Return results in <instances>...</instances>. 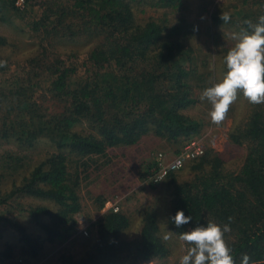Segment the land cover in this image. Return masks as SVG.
<instances>
[{
	"label": "trees",
	"instance_id": "16d2710c",
	"mask_svg": "<svg viewBox=\"0 0 264 264\" xmlns=\"http://www.w3.org/2000/svg\"><path fill=\"white\" fill-rule=\"evenodd\" d=\"M14 1L0 0L1 15L13 9ZM131 1L74 0L68 7L45 2V11L31 23L29 31L71 42L82 37L100 39L81 65L87 66L85 76L76 78L78 67L65 59L55 58L49 63L51 53L42 48L29 61L32 67L27 74L34 70L30 76L34 82L24 84L27 74L22 78L12 76L13 83L0 90V139L12 140L21 152L34 149L43 139L55 149L24 175L18 186L15 184V190L0 196V205L19 197L53 203L55 209L36 206L28 212L50 244L67 242L76 233L74 217L81 210L80 183L78 168L69 164L104 155L109 148L137 146L149 134L174 145L190 142L202 129V121L190 114L198 102L196 92L204 86L200 84L203 77L197 70V56L187 45L184 19L182 26H167L153 18L138 24ZM145 5L174 10L183 2L155 0ZM239 5L252 13L243 11V29H247L245 21L255 24L264 15V0H240ZM67 19L71 23L66 24ZM74 19L80 25L75 26ZM210 19L212 28L225 25L220 17ZM1 20H5L4 15ZM229 49L221 56L224 73V57ZM12 79L0 78V84ZM48 95L64 103L61 113L45 114L43 103ZM83 124L87 132L76 129ZM230 137L235 145L246 148L237 172L224 171L219 157L205 152L189 164L192 179L181 178L179 172L166 177L170 180L167 228L179 238L180 233L206 226L209 220L221 227L228 224L231 231L224 234V239L236 264H241L245 254L251 258L250 264H264V103L254 104ZM6 155V170L16 172L24 158L15 153ZM83 167L86 169V164ZM177 211H183L191 221L176 227L171 218ZM141 214L137 240L123 239L131 224L130 215L109 211L99 220L97 238L85 256L75 259L62 255L59 264H147L167 259L170 248L162 239L154 212L146 209ZM12 227L20 235L25 255L37 257L42 247L39 240L18 223ZM0 256L8 258L9 251Z\"/></svg>",
	"mask_w": 264,
	"mask_h": 264
},
{
	"label": "rangeland",
	"instance_id": "374dc122",
	"mask_svg": "<svg viewBox=\"0 0 264 264\" xmlns=\"http://www.w3.org/2000/svg\"><path fill=\"white\" fill-rule=\"evenodd\" d=\"M239 1L182 0V7L173 10L145 5V2L152 4L155 0H134L131 1V10L138 24L153 18L167 26H182V19H184L183 28L189 38L187 45L193 49L197 56V70L203 77L200 84L206 89L219 82L224 76L221 61L223 51L232 48L236 43L232 39V33L244 30L243 11L247 15L251 13L247 7L242 8ZM45 2H59L62 6L68 7L73 5L74 0H25L21 7H16L13 2L12 7L15 11L10 8L2 15L0 13V41L1 39L4 41L0 45V62L3 63L0 69H4L0 70V78L12 79V76L18 78L25 76L32 67L29 61L38 55L42 48L48 49L51 53L49 63L55 58L65 59L67 64L72 63L78 67L76 78L85 76L87 66L83 68L81 65L85 62L90 50L100 43V39L89 40L82 37L74 38L71 42L67 38L63 39L64 41L61 38H55L56 36L53 34L46 38L41 32L29 31L31 23L45 11ZM232 6H236L237 9H232ZM225 12L231 17L229 22L224 23L222 28H212L211 16L221 17ZM3 15L5 20L2 21ZM250 19L253 18L250 17ZM74 20L72 23L75 26L80 25L77 19ZM67 23H71L69 19H67ZM189 26H193V29L190 30ZM71 54H74L77 59L68 57ZM33 72L34 70H30L25 76V85H31L34 82L30 77ZM13 81L12 79L8 83L0 84V90L2 88L6 90ZM204 89H198L196 92L198 102L190 113L196 117L195 119L202 121V129L191 139L202 144L206 154H216L223 164L224 171L237 172L243 164L246 148L245 145H235L230 135L235 127L242 123L254 104L249 103L244 96L240 95L241 93H238L237 100L230 105L225 120L217 126L211 122L209 115L211 104L206 99L203 101L200 99ZM43 106L47 109L45 114H59L63 111L64 103L53 101L48 95ZM76 129L87 132L86 124L80 125ZM186 143L183 141L175 145L169 144L165 140L149 134L137 146L109 148L104 155L95 156L91 160L85 158L77 165L69 164L74 169L78 168L81 210L74 217L76 233L67 242L60 244L46 242V236L33 223L28 214L29 210L36 206L55 209L56 206L53 203L24 197L9 199L7 204L0 205V253L9 251L8 258L0 256V260H2L0 264H59V258L62 255L72 256L75 259L83 258L97 238L99 220L102 215L111 210L110 206L114 205L118 206L120 212L130 215L131 224L124 233V240L138 239L142 220L141 213L146 209L154 212L160 234L163 236L169 231L167 214L170 198L167 184L170 180L165 178L160 183H151V176L156 167L164 166L177 156ZM54 151L55 149L45 139L27 152H21L18 145L12 140L0 139V196L15 190V184L18 186L24 175H27L30 170L38 166ZM6 153H15L24 158L19 162L18 170L14 173L6 170V163L3 162L6 160ZM159 155L162 156L161 159ZM190 162L189 156H185L186 164L183 170L177 173L183 179L193 178L194 174L189 171ZM1 163L3 164L2 168ZM79 164H86L87 168L85 169L83 165ZM155 164L156 167H154ZM148 169V173H145ZM99 203L102 204V208H99ZM13 223H18L28 235L39 240L42 247L37 257L31 258L25 255L24 244L20 241L19 233L12 227ZM166 242L170 248V256L165 260H154L147 264H179L180 258L186 254L187 245L173 234L171 239Z\"/></svg>",
	"mask_w": 264,
	"mask_h": 264
},
{
	"label": "clouds",
	"instance_id": "9594fccd",
	"mask_svg": "<svg viewBox=\"0 0 264 264\" xmlns=\"http://www.w3.org/2000/svg\"><path fill=\"white\" fill-rule=\"evenodd\" d=\"M221 20L225 23L231 19L228 13H222ZM247 29L232 33L236 41L224 57L227 71L222 79L211 87L204 89L200 99L211 104L209 113L211 122L219 126L226 118L230 105L242 92L251 104L264 103V15L253 24L245 21ZM0 66L3 63L0 62ZM176 227L191 221L183 211H177L171 218ZM231 220V217L229 218ZM231 231L228 224L221 227L209 220L206 226H197L189 231L180 233L179 239L187 245L186 254L179 264H236L231 255L232 249L224 239V234ZM172 232H166L162 239H171ZM250 257L242 256L241 264H250Z\"/></svg>",
	"mask_w": 264,
	"mask_h": 264
},
{
	"label": "built area",
	"instance_id": "2783aa9c",
	"mask_svg": "<svg viewBox=\"0 0 264 264\" xmlns=\"http://www.w3.org/2000/svg\"><path fill=\"white\" fill-rule=\"evenodd\" d=\"M15 6L21 7L25 0H15ZM205 153V148L202 144H200L197 140H192L187 142L184 145L182 151L175 156L169 163L165 164L164 166L159 167L156 172L151 176L153 183H160L163 181L169 174L178 172L184 167L185 164V156H189L191 160L199 158L203 156ZM161 155L159 158L161 159ZM111 211L113 213H117L119 211L118 206H112Z\"/></svg>",
	"mask_w": 264,
	"mask_h": 264
},
{
	"label": "crops",
	"instance_id": "0c3cea01",
	"mask_svg": "<svg viewBox=\"0 0 264 264\" xmlns=\"http://www.w3.org/2000/svg\"><path fill=\"white\" fill-rule=\"evenodd\" d=\"M110 207H112V206H110ZM111 211V210H110Z\"/></svg>",
	"mask_w": 264,
	"mask_h": 264
}]
</instances>
